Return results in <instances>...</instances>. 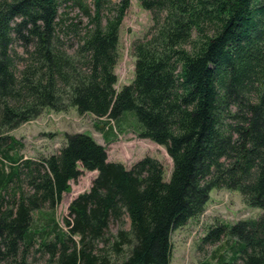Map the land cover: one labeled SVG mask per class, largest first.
I'll return each instance as SVG.
<instances>
[{"label":"trees","instance_id":"obj_1","mask_svg":"<svg viewBox=\"0 0 264 264\" xmlns=\"http://www.w3.org/2000/svg\"><path fill=\"white\" fill-rule=\"evenodd\" d=\"M131 1L0 0V264H171L173 231L199 218L217 188L263 212L212 224L202 243L226 236L232 254L218 248L200 264H264V0H139L153 24L134 43V80L118 90ZM66 6L88 22L69 21ZM72 107L166 146L170 178L151 156L131 168L108 160L88 132L26 158L12 132ZM79 163L98 175L64 227L57 207ZM125 217L130 228L113 235Z\"/></svg>","mask_w":264,"mask_h":264},{"label":"rangeland","instance_id":"obj_2","mask_svg":"<svg viewBox=\"0 0 264 264\" xmlns=\"http://www.w3.org/2000/svg\"><path fill=\"white\" fill-rule=\"evenodd\" d=\"M112 1L116 3L120 0ZM67 10L71 18L69 21L77 19L82 25L88 22L87 16L80 9L70 7ZM152 24L151 11L145 9L139 0H132L120 29L119 60L116 66L118 76L116 88L118 90L134 80L136 66L134 43L147 34ZM70 37L73 41L76 40L74 35ZM19 49L22 50V48ZM132 115H134L133 121H135L136 116L134 113ZM97 122L103 127L102 130L96 126ZM107 131H112L114 134H108L110 142L105 139ZM77 132H88L99 143L106 145L110 161L122 162L131 168L136 162L151 156L164 164L165 178L169 179L171 176L173 160L166 146L151 139L140 138L130 123L119 124L117 120L99 119L89 113L81 114L75 107L67 111L47 110L39 117L24 123L12 133L23 141L24 148L21 149V152L24 156L35 159L58 152L66 141L65 135ZM79 167L82 170L81 174L71 180V190L63 194L57 207L59 222L64 227H66L65 217L69 213L70 204L80 194L91 189L93 181L98 175L97 170L85 169L81 163H79ZM262 212L261 208L248 206L239 190L213 189L203 214L173 231L171 264H200L203 261H211L218 248H221L220 252L230 257L232 248L226 236L215 244L204 245L202 243L209 227L216 222L235 223L243 219L258 218ZM121 227L130 228L128 217H125L122 226L112 224L111 233L117 235Z\"/></svg>","mask_w":264,"mask_h":264}]
</instances>
